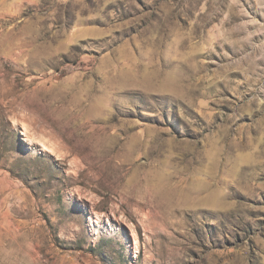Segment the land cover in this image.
Instances as JSON below:
<instances>
[{
    "label": "rangeland",
    "instance_id": "374dc122",
    "mask_svg": "<svg viewBox=\"0 0 264 264\" xmlns=\"http://www.w3.org/2000/svg\"><path fill=\"white\" fill-rule=\"evenodd\" d=\"M0 264H264V0H0Z\"/></svg>",
    "mask_w": 264,
    "mask_h": 264
}]
</instances>
